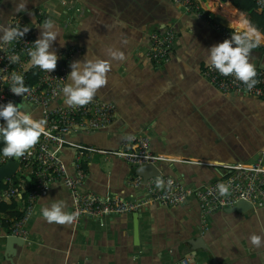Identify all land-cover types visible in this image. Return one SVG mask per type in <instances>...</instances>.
<instances>
[{"label":"crops","instance_id":"1","mask_svg":"<svg viewBox=\"0 0 264 264\" xmlns=\"http://www.w3.org/2000/svg\"><path fill=\"white\" fill-rule=\"evenodd\" d=\"M211 1L206 8L218 24L264 40L232 3ZM18 3L2 1L0 25L17 18L32 25L52 19L59 30L51 49L57 55L76 48L81 52L72 63L87 55L110 62L108 83L93 100L114 105L117 120L106 131L69 136L70 144L118 151L126 136L148 135L152 152L163 160L157 166L161 176L190 189L225 178L229 166L264 160V100L245 93L224 95L204 79L207 50L227 39L172 0H26V10L16 13ZM235 11L247 23H235ZM171 29L177 36L172 57L155 65L147 57L150 35ZM109 48L122 51L125 60H111ZM250 63L264 67V50L252 49ZM60 102L66 105L64 96ZM75 152L71 146L61 152L70 169ZM86 170L90 193L131 201L146 198L144 190L128 186L136 169L122 159L96 155ZM53 200L63 201L65 211L72 213L70 192L54 185L39 201L25 243L9 253L6 231L0 229V264H264V244L257 248L249 239L253 234L264 237V207L215 212L209 231L202 234L195 199L171 208L150 204L139 213L103 221L85 217L78 224L48 223L41 210Z\"/></svg>","mask_w":264,"mask_h":264},{"label":"built area","instance_id":"2","mask_svg":"<svg viewBox=\"0 0 264 264\" xmlns=\"http://www.w3.org/2000/svg\"><path fill=\"white\" fill-rule=\"evenodd\" d=\"M2 1L0 0V10ZM174 5L185 14L195 15L199 20L213 27L225 39L234 34H244L241 29H229L218 24L215 13L205 7L203 0H172ZM257 8L264 13V0H253ZM66 5V3H64ZM213 6L219 8L218 3ZM80 12V10H77ZM45 19L32 25L25 19H14L10 26L21 28L27 26L30 31L22 39L12 44L0 47V104L13 102L31 105L33 117L47 121V135H41L38 143L18 158L19 167L13 177L5 178L0 188V205L16 203L21 218L11 217L8 212H0V229H5L6 238L15 237L29 239L28 225L37 212L41 199L47 197L56 184H62L68 189L72 198V214L74 223L91 217L99 221L116 216L139 213L150 204L164 207H178L191 199H195L200 208L201 233L210 229V218L215 212L234 208L240 202H246L253 208L264 207V160L259 159L251 165L229 166V174L215 183L197 189L185 187L181 182L169 177H157L144 181L141 177H134L128 186L136 190H144V200H126L120 197L103 198L85 189L88 180L86 166L96 155L105 159L117 157L134 169L146 165L158 166L163 160L151 150V138L145 134L126 136L118 151H106L94 146L73 145L68 137L77 134H92L110 129L117 120L114 105L92 100L83 107H69L60 102L63 97V87L68 82L66 78L70 72L73 59L80 54V50L69 48L59 53L57 67L48 72L29 64L28 51L36 41L37 28ZM251 36V35H250ZM256 43L255 48L264 50V40L251 36ZM177 40L173 29L164 34L154 32L150 35V48L147 54L149 61L155 65L167 64L173 54ZM18 56L16 63H11L10 57ZM257 83L249 90L247 85L234 78V75L222 76L217 70L208 66L203 77L220 93H245L249 96L264 100V67L255 68ZM13 73L22 75L29 92L16 96L10 91ZM34 74L36 79L34 81ZM0 123H4L0 121ZM75 149V157L70 169L61 158V152L66 147ZM14 158L0 156V167L11 162ZM27 178L33 179V187L27 190ZM223 183L228 193L221 195L218 185ZM159 185V186H158ZM104 223L101 224L103 226ZM191 264V260L183 261Z\"/></svg>","mask_w":264,"mask_h":264},{"label":"clouds","instance_id":"3","mask_svg":"<svg viewBox=\"0 0 264 264\" xmlns=\"http://www.w3.org/2000/svg\"><path fill=\"white\" fill-rule=\"evenodd\" d=\"M26 6V0H19L15 12H24ZM39 28L41 29L40 36L32 44L33 48L28 51L29 64L51 72L56 69L59 59L56 52L51 50L59 37V30L52 19H45ZM29 31L30 28L27 26L21 28L20 26L0 25V47L22 39ZM255 47L256 43L253 42L249 33L234 34L230 39L207 50V63L222 76L234 75L236 80L241 81L251 90L257 83L256 69L250 63V54ZM107 55L114 61H123L126 58L122 51L112 48L107 50ZM9 59L11 63H16L18 56L12 55ZM110 67L109 60L89 59L88 55L83 61L73 62L72 71L66 78L68 82L63 87L65 104L69 107H83L92 102L98 90L107 85V74ZM11 80L10 91L16 96L25 98L29 88L25 86L23 76L13 73ZM0 121L4 122L0 123V145H2L0 156L3 157L18 159L38 143L41 135H47V121L35 119L31 105L25 103L17 105L10 101L0 104ZM218 188L221 195L228 193L225 184L220 183ZM65 208L63 201L53 200L50 205L42 208L41 213L48 223L71 224L75 215L65 211ZM249 239L250 243L257 248L264 244V237L260 235L253 234Z\"/></svg>","mask_w":264,"mask_h":264},{"label":"trees","instance_id":"4","mask_svg":"<svg viewBox=\"0 0 264 264\" xmlns=\"http://www.w3.org/2000/svg\"><path fill=\"white\" fill-rule=\"evenodd\" d=\"M206 3H208V0L206 1ZM232 5L235 9L246 15V19L251 27L264 35V13L257 8L253 0H232ZM232 17L235 23L239 25L245 23L243 16L237 11L233 13ZM35 79L36 75L34 74V81ZM0 147H2V145H0ZM27 181L29 183L27 190L30 191L33 187V179L27 178ZM1 211L7 213L9 212L11 217H15L18 219L22 217V215L18 212V206L16 203H13L11 205L1 204L0 212Z\"/></svg>","mask_w":264,"mask_h":264},{"label":"water","instance_id":"5","mask_svg":"<svg viewBox=\"0 0 264 264\" xmlns=\"http://www.w3.org/2000/svg\"><path fill=\"white\" fill-rule=\"evenodd\" d=\"M229 3H232V0H227ZM206 2V0H203ZM19 167L18 159L14 158L11 162L3 165L0 167V188L2 181L5 178L13 177ZM136 175L144 179L147 182L150 179L160 177L161 171L157 166L146 165L143 167H139L136 169ZM237 208V211H248L253 208L250 204L246 202H240L237 204L233 209ZM25 243L24 240L15 237H8L7 238V251L10 253L13 250L14 245H21Z\"/></svg>","mask_w":264,"mask_h":264},{"label":"bare ground","instance_id":"6","mask_svg":"<svg viewBox=\"0 0 264 264\" xmlns=\"http://www.w3.org/2000/svg\"><path fill=\"white\" fill-rule=\"evenodd\" d=\"M206 1H207V0H206ZM213 1L217 2V0H213ZM213 1H211V3H212ZM209 2H210V0H208V3L205 4V7L209 8V5H210Z\"/></svg>","mask_w":264,"mask_h":264}]
</instances>
